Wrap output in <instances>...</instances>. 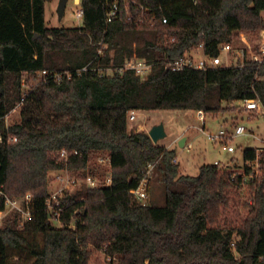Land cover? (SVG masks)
Returning a JSON list of instances; mask_svg holds the SVG:
<instances>
[{
	"label": "trees",
	"instance_id": "1",
	"mask_svg": "<svg viewBox=\"0 0 264 264\" xmlns=\"http://www.w3.org/2000/svg\"><path fill=\"white\" fill-rule=\"evenodd\" d=\"M47 1L0 0V184L11 196L31 191L36 208L23 228L18 213L0 226V264L25 251L34 264H91L93 247L118 256L117 264H264V149L246 148L242 165L204 163L191 175L174 161L176 149L129 128L132 110L219 113L223 102L248 98L264 106V60L166 67L200 43L215 55L237 32L262 28L264 0H117L110 21L115 0H81L83 23L56 27L47 25ZM134 54L154 62L147 78L99 74ZM43 70L48 75L24 94L23 75ZM18 102L21 119L8 124ZM62 148L75 170L85 171L99 151L112 160L111 186L64 197L62 218L75 219V228L53 226L46 208L50 172L67 164L56 156ZM150 164L167 182L164 205L143 204L132 192L150 178ZM37 234L42 245L30 241Z\"/></svg>",
	"mask_w": 264,
	"mask_h": 264
},
{
	"label": "rangeland",
	"instance_id": "2",
	"mask_svg": "<svg viewBox=\"0 0 264 264\" xmlns=\"http://www.w3.org/2000/svg\"><path fill=\"white\" fill-rule=\"evenodd\" d=\"M60 0H48L46 3V21L50 27L56 26H79L82 24L77 18V11L81 7V0H68L65 13L62 17L59 14ZM264 15V13H263ZM259 30L254 32H237L232 42L236 46H246L254 44L259 35ZM200 56V53H196ZM42 73H25L22 77L23 92H26L34 85L42 80ZM22 102H18L16 107L12 109L6 117L7 123L12 124L21 119ZM226 111L219 113H208L206 119V129L203 130L204 122L200 120L197 110L192 109H140L135 110L136 118L129 120V128L136 131H147L158 124H163L167 135L157 143L162 145H170L176 149L180 163L181 173L196 175L200 171V166L204 163L220 162L222 165H242L244 164V150L246 148L264 149V114L261 115L257 111L246 110L237 101L223 102ZM132 112V111H131ZM242 123L246 128V132L237 135L232 143L236 146L233 152L228 151L223 143L209 138L208 132L218 133L221 128L230 129L236 124ZM185 135L188 137L186 145L182 146L178 137ZM191 144V148L188 145ZM58 157V151L56 153ZM97 153L90 158V165L96 170L105 169L99 166ZM152 176V177H151ZM149 181V198L148 202L164 205L166 203V187L161 172L154 168L151 172ZM55 185L52 182V186ZM77 191V190H76ZM75 191V192H76ZM73 192V193H75ZM9 217L15 218V214ZM9 217L7 219H9ZM19 217V221H20ZM31 242L42 245L43 235L37 234L30 237ZM13 264H34L35 256L30 252L18 253L11 255ZM118 256L111 255L104 248H92L91 264H112L118 263Z\"/></svg>",
	"mask_w": 264,
	"mask_h": 264
},
{
	"label": "built area",
	"instance_id": "3",
	"mask_svg": "<svg viewBox=\"0 0 264 264\" xmlns=\"http://www.w3.org/2000/svg\"><path fill=\"white\" fill-rule=\"evenodd\" d=\"M80 3V2H79ZM119 3L117 0L111 5L108 13V21L112 20L119 12ZM84 9L82 6L77 11V18L81 21L84 20ZM133 18V14L129 11V19ZM143 21L142 18H139ZM164 22H167V18H163ZM83 23V22H82ZM107 47V44L102 43V48L99 52L102 54L103 49ZM196 53H200L197 56ZM264 60V26L260 28L259 35L254 44L246 46H236L234 42L223 43L219 46L218 54H210L204 51V44L200 43L190 51H187L183 56L166 61V67L172 70H180L184 68L206 69L209 67H217L219 65L236 66L243 65L245 61H253L261 63ZM113 63V61H112ZM154 66V62L140 57L136 54L127 57L124 63L120 66H108L106 68H97L101 76L109 73L122 74L127 70H133L137 75L143 79L147 78L151 73ZM87 67H83L78 70L80 74ZM42 79L48 75L47 70L41 71ZM69 77L72 76L71 72H68ZM56 78H60L61 74H54ZM35 86V85H34ZM32 86L29 90H31ZM26 92V94L29 92ZM239 102L246 110L257 111L259 114H264V106L259 98H248L235 100ZM200 120L204 122L203 130L206 129L207 113L203 109L197 110ZM136 118L135 110H132L129 114V119L134 120ZM247 128L242 124H236L230 129L221 128L218 133L208 132L209 138L215 141L223 143L224 147L233 152L236 150V146L232 143L233 139L240 134L245 133ZM17 138L10 136V141H15ZM0 141H3V136L0 133ZM187 146V145H186ZM191 148V144L188 145ZM76 153V151H75ZM71 152L67 148H62L58 151V158L66 163L70 159ZM99 155L97 158L99 166L105 167L102 170H96L91 167L90 162L85 171L71 169L68 163L63 168L54 169L50 172L51 188L49 195L46 199V208L48 211L49 220L53 226L62 227L69 226L71 228L76 227L74 220L66 222L62 216L66 210V205L63 204L64 197L67 194H73L76 190L82 188H100L107 187L113 184V171L112 160L110 153L107 151L97 152ZM174 161L178 159L175 157ZM216 163H219L218 161ZM258 165V164H257ZM259 166V165H258ZM257 166V167H258ZM153 164L148 166V173L151 174ZM52 182L55 184L52 186ZM135 197L143 204H148L149 198V178H145L141 181L140 185L132 190ZM0 197L4 198V208L0 209V226H2L7 218L12 214H20L21 219L19 221V227L23 228L25 224L33 219L36 211L34 204V196L31 191H27L24 195L11 196L5 189L3 183L0 184ZM78 210H76L77 212Z\"/></svg>",
	"mask_w": 264,
	"mask_h": 264
},
{
	"label": "water",
	"instance_id": "4",
	"mask_svg": "<svg viewBox=\"0 0 264 264\" xmlns=\"http://www.w3.org/2000/svg\"><path fill=\"white\" fill-rule=\"evenodd\" d=\"M67 2H68V0H60V2H59L58 10H59L60 17H62L65 13V9L67 7ZM149 134L152 137L153 141L155 143H157L159 141V139H161L167 135V132H166L165 126L163 124H158V125L153 126L149 130ZM185 140L186 139L184 138V139H182V141H180V144L182 146L185 144ZM258 264H261V263H258Z\"/></svg>",
	"mask_w": 264,
	"mask_h": 264
},
{
	"label": "crops",
	"instance_id": "5",
	"mask_svg": "<svg viewBox=\"0 0 264 264\" xmlns=\"http://www.w3.org/2000/svg\"><path fill=\"white\" fill-rule=\"evenodd\" d=\"M184 138L186 139V140H185V144H184V145L186 146V142H187L188 137H186L185 135L178 137L177 141L180 142V141H182V139H184ZM184 145H183V146H184ZM165 146L168 147V148H172L170 145H165ZM153 170H154V168L152 169V171H153ZM150 175H151V174H150ZM151 177H152V176H151ZM151 177H150V178H151ZM150 178H149V181H150Z\"/></svg>",
	"mask_w": 264,
	"mask_h": 264
},
{
	"label": "bare ground",
	"instance_id": "6",
	"mask_svg": "<svg viewBox=\"0 0 264 264\" xmlns=\"http://www.w3.org/2000/svg\"><path fill=\"white\" fill-rule=\"evenodd\" d=\"M77 2H79L80 0H76Z\"/></svg>",
	"mask_w": 264,
	"mask_h": 264
}]
</instances>
